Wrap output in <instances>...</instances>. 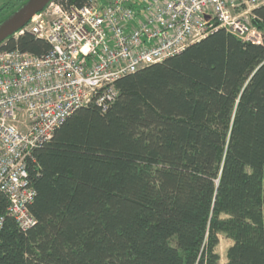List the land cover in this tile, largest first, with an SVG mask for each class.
I'll use <instances>...</instances> for the list:
<instances>
[{"label":"trees","instance_id":"1","mask_svg":"<svg viewBox=\"0 0 264 264\" xmlns=\"http://www.w3.org/2000/svg\"><path fill=\"white\" fill-rule=\"evenodd\" d=\"M252 12L264 34V4ZM14 48L49 44L0 43ZM115 86L33 150L35 223L5 217L0 264H264V38L220 28Z\"/></svg>","mask_w":264,"mask_h":264},{"label":"built area","instance_id":"2","mask_svg":"<svg viewBox=\"0 0 264 264\" xmlns=\"http://www.w3.org/2000/svg\"><path fill=\"white\" fill-rule=\"evenodd\" d=\"M264 0H50L11 36L29 33L49 44L39 54L0 49V193L25 230L35 194L27 164L35 148L76 109L105 110L115 81L183 50L220 28L262 43L251 24Z\"/></svg>","mask_w":264,"mask_h":264},{"label":"water","instance_id":"3","mask_svg":"<svg viewBox=\"0 0 264 264\" xmlns=\"http://www.w3.org/2000/svg\"><path fill=\"white\" fill-rule=\"evenodd\" d=\"M50 0H26L0 21V43L22 27L29 18L40 11Z\"/></svg>","mask_w":264,"mask_h":264},{"label":"rangeland","instance_id":"4","mask_svg":"<svg viewBox=\"0 0 264 264\" xmlns=\"http://www.w3.org/2000/svg\"><path fill=\"white\" fill-rule=\"evenodd\" d=\"M25 0H0V21L8 16L11 11L17 9L21 2ZM231 243V240L225 237L223 234L219 235V242L216 246L220 259L225 257V251L227 246Z\"/></svg>","mask_w":264,"mask_h":264},{"label":"crops","instance_id":"5","mask_svg":"<svg viewBox=\"0 0 264 264\" xmlns=\"http://www.w3.org/2000/svg\"><path fill=\"white\" fill-rule=\"evenodd\" d=\"M220 260H221V262H225L226 261V257L221 258Z\"/></svg>","mask_w":264,"mask_h":264}]
</instances>
